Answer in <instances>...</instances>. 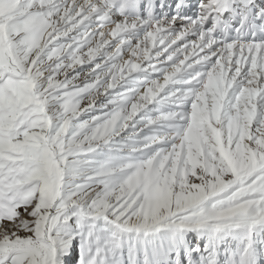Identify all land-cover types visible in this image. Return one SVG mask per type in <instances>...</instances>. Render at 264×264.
<instances>
[{"label": "snow or ice", "instance_id": "obj_1", "mask_svg": "<svg viewBox=\"0 0 264 264\" xmlns=\"http://www.w3.org/2000/svg\"><path fill=\"white\" fill-rule=\"evenodd\" d=\"M0 264H264V0H0Z\"/></svg>", "mask_w": 264, "mask_h": 264}, {"label": "bare ground", "instance_id": "obj_2", "mask_svg": "<svg viewBox=\"0 0 264 264\" xmlns=\"http://www.w3.org/2000/svg\"><path fill=\"white\" fill-rule=\"evenodd\" d=\"M125 58H127V56H125Z\"/></svg>", "mask_w": 264, "mask_h": 264}]
</instances>
